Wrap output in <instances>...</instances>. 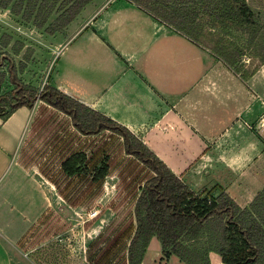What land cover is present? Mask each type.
Returning <instances> with one entry per match:
<instances>
[{
  "label": "crops",
  "instance_id": "0c3cea01",
  "mask_svg": "<svg viewBox=\"0 0 264 264\" xmlns=\"http://www.w3.org/2000/svg\"><path fill=\"white\" fill-rule=\"evenodd\" d=\"M193 1L184 8L192 19L203 14L199 0ZM49 38L50 62L38 65L47 73L46 85L126 127L191 190L223 191L244 208L264 188V128L258 112V100L264 103V66L243 81L209 50L131 0H92ZM24 134L31 151L19 153ZM107 134L135 161L125 154L120 137L108 131L82 135L70 117L42 101L0 120V264H24L23 247L30 237L15 235L14 218L21 216L30 227L35 223L33 217L28 222V211L11 214L18 194L29 192L22 198L27 207L36 204L40 189L44 199L52 195L53 204L56 194L69 199L72 178L82 175L67 176L61 164L81 152L89 169L98 167L108 148L95 141ZM42 145L45 150L39 152ZM28 159L42 164L25 165ZM52 161H59L66 178L60 191L52 178L57 173L45 169ZM101 184L94 183V189L101 191ZM5 210L11 221L3 217ZM154 239L142 264L151 245L161 254ZM209 258L210 264H221L218 255Z\"/></svg>",
  "mask_w": 264,
  "mask_h": 264
},
{
  "label": "trees",
  "instance_id": "16d2710c",
  "mask_svg": "<svg viewBox=\"0 0 264 264\" xmlns=\"http://www.w3.org/2000/svg\"><path fill=\"white\" fill-rule=\"evenodd\" d=\"M164 23L174 27L209 50L226 67L249 80L264 65V23L247 0H199L203 14L189 18L184 8L193 0H131ZM92 0H0L2 10L42 29L52 15L56 19L45 32L53 36L66 29ZM12 38L0 35L8 47ZM244 41V42H243ZM20 43L12 46L19 55ZM249 55L250 62L244 64ZM18 66L8 53H0V120L6 121L21 107L37 101L70 117L82 135L108 131L123 141L124 152L144 166L151 177L139 188L133 207L135 226L127 246V264H142L152 238L160 243L162 261L177 258L182 264H210L209 255L221 264H264V188L244 208L225 192H195L178 178L146 145L126 127L87 107L50 85L40 91L20 78L29 58ZM257 60L254 66V61ZM6 85L11 88L4 91ZM104 157L89 169L86 156L72 154L61 164L69 177L91 175L99 184L109 166Z\"/></svg>",
  "mask_w": 264,
  "mask_h": 264
},
{
  "label": "rangeland",
  "instance_id": "374dc122",
  "mask_svg": "<svg viewBox=\"0 0 264 264\" xmlns=\"http://www.w3.org/2000/svg\"><path fill=\"white\" fill-rule=\"evenodd\" d=\"M247 3L257 16L259 13L260 23H264V0H247ZM56 17V15H52L44 28L38 29L32 22L26 23L21 17L12 15L10 9L2 10L0 8V35L8 34L12 38L8 47L5 48L0 44V53H8L16 67L24 60L23 58H29L26 69L20 78L38 91L47 84V73L44 72L45 70H41L38 65L46 63V61L48 64L50 62V57L46 59V51L52 40L49 38L50 35L45 32V28L53 23ZM16 42L22 44L18 56H15L11 49ZM250 60L247 55L243 62L248 65ZM252 61L255 66L257 60L252 59ZM53 67L54 62L49 74L53 71ZM10 88L9 85H6L4 91H8ZM263 104L258 100L260 114L264 112ZM35 111L36 109L33 110V113ZM262 122H264V118L260 117L261 125ZM30 126L28 123L26 129H30ZM262 126L264 128V125ZM25 134L18 145L17 152L19 153L31 151V146L28 144L26 147L25 145L27 139ZM107 137L111 138L109 142L106 141ZM107 137L102 135V138H96L97 141H95L97 144L103 142L107 145L104 146V149L108 148L106 149L108 153L104 150L101 160L107 157V163L113 162L111 171L102 181L101 191L98 190L100 189L98 187L94 189L91 175L85 174L72 178L73 188L70 198L66 201H62L56 194L53 204L52 195L47 192V187H44L43 190L48 193L47 198L44 199L43 191L40 189L36 204L27 207L22 198H26L29 192L23 190L21 194H18L17 202L15 200L14 204L15 208L10 209L11 214L19 217V211H21L20 213L28 211V216H26L28 222L30 223L31 217L35 220L33 226L30 227L29 224L22 223L21 216L14 218L15 235H26L25 239L30 237L23 247L25 248L22 254L24 264H127V246L135 226L133 205L139 188L145 180L151 177L152 173L144 166L139 165L136 160L133 161V159L125 157L122 154V144L118 139L109 134ZM44 147L42 145L39 152H43ZM25 161L23 163L28 166L36 163L42 164L41 159ZM45 169L51 170L52 174L57 173L52 178L57 185H61L58 188L60 191L66 178L63 180L59 173V161L50 162L45 166ZM11 171L10 168L5 180L9 178ZM6 211H4L3 217H7L11 221L12 216ZM154 242L160 246L157 239H154ZM153 249L154 247L151 245L150 254H147L144 264H182L175 257H172L168 262L162 261L160 252L155 253L156 250Z\"/></svg>",
  "mask_w": 264,
  "mask_h": 264
},
{
  "label": "built area",
  "instance_id": "2783aa9c",
  "mask_svg": "<svg viewBox=\"0 0 264 264\" xmlns=\"http://www.w3.org/2000/svg\"><path fill=\"white\" fill-rule=\"evenodd\" d=\"M263 108H264V106H263ZM264 118V112L262 113V115H261V118ZM262 125H264V122H262ZM93 217H95V216H93Z\"/></svg>",
  "mask_w": 264,
  "mask_h": 264
}]
</instances>
